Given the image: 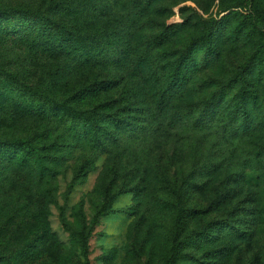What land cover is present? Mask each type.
<instances>
[{"label": "rangeland", "instance_id": "obj_1", "mask_svg": "<svg viewBox=\"0 0 264 264\" xmlns=\"http://www.w3.org/2000/svg\"><path fill=\"white\" fill-rule=\"evenodd\" d=\"M36 1L0 0V9ZM144 1L80 0L78 11L71 15L40 2L43 9L53 7L48 12L70 26L115 33L121 48L130 50L133 58L138 56L139 41L180 23L178 33L163 45L165 57L157 59L152 74L141 66L132 67L137 73L141 71L139 75L146 78L149 89L152 87L149 101L172 69L171 54L175 58L191 50L197 67L188 72V84L176 95L170 111L150 116L144 137L128 135L119 147H113L121 154L116 179L112 180L110 172L112 154L91 149L81 140L73 144L81 149L67 150L65 163L43 187L29 173L9 176L0 187V250L9 260L0 264H83L76 238L60 222L59 209L64 207L66 220L74 226L84 223L88 227L105 187L114 191L121 184L133 186L140 173L144 178L141 195L134 196L132 191L119 195L112 204L115 212L100 217L91 230V264H145L148 255L150 264H161L168 252L173 213L165 204L169 191L157 175L167 173V179L173 181L192 169L198 172L201 187L189 202L205 209L197 225L207 219H222L244 231V236L233 239L235 247L226 264H264V150L260 152L264 146V52L258 53L264 44V17H256L264 11V0H157L146 14L142 11ZM215 21H220L211 37L216 52L209 54L204 64L207 33ZM111 64L109 60L93 67L70 64L60 56L29 48L0 29V65L54 96L69 95L95 78L114 75L126 82L135 72L132 68L115 70ZM243 74L251 78L255 92L248 128L242 129V113L230 104L208 127H193L192 117L213 92L225 87V101H232ZM107 95L82 99L80 105L93 107L101 98L111 96ZM11 96L0 79V137L45 131L51 139L63 134V126L27 113ZM173 151L172 166L165 161ZM82 164L90 168L84 175L79 172ZM127 167L131 173L125 176ZM48 190L49 195L45 193ZM119 209L126 212L116 211ZM140 215L142 224L132 230ZM143 238L149 253L138 257L134 242Z\"/></svg>", "mask_w": 264, "mask_h": 264}, {"label": "trees", "instance_id": "obj_2", "mask_svg": "<svg viewBox=\"0 0 264 264\" xmlns=\"http://www.w3.org/2000/svg\"><path fill=\"white\" fill-rule=\"evenodd\" d=\"M156 1L145 0L142 11L145 14L148 13ZM40 2H48V5L57 7L67 15L75 14L80 7V0H37L32 5L26 2L10 4L0 9V29L3 34L29 44V48L40 49L42 53L49 56H60L67 63L83 67H93L99 62L109 60L115 70H130L132 67L141 66L146 72L152 74L157 59L165 57L163 45L182 27L180 23L170 24L161 28L152 38L139 41L138 56L133 58L130 56V50L121 48L115 33L103 29V31L97 29L98 31L91 32L70 26L63 20L55 19L48 12L53 7L48 6L43 9L41 8L43 4ZM256 17L263 18L264 11L258 12ZM219 23L220 21L213 22L207 33V53L203 58L204 64H207L209 54L216 52L211 44V37L212 30L217 29ZM263 49L264 44L262 49L258 50L260 55L264 52ZM173 55L171 54L168 58L172 62L170 64L172 69L162 85L157 88L152 101H149L152 94L148 92L152 87L149 89L146 78L139 75L141 71L137 73L133 68L135 72L127 78L126 82L114 75L101 79L95 78L91 82L86 81L69 95L54 96L35 83L23 82L17 73L8 71L0 65V79L9 87L11 98L18 100L17 104L21 105L27 113L41 115L49 121L57 122L58 126L64 127L62 135L51 139L50 134L45 131L42 133L35 131L31 135L19 133L12 137H0V187L9 179V176L25 173L33 175L40 187H43L55 177L57 167L65 163V152L81 149V145L73 146L79 140L81 143L87 142L91 149L100 153L112 154L110 172L112 180L116 179L119 175L118 162L121 154L113 147H119L124 137L128 135L144 137L148 131L150 116L152 114L159 116L170 111L174 98L188 84V72L197 67L191 50L175 58H172ZM13 89L19 90V93ZM226 93L225 87L218 92H213L197 114L192 117L193 127H208L230 104L233 110L242 113V129L248 128L249 115L255 99L251 78L248 75H242L239 91L231 102L225 101ZM104 94L111 96L101 98L98 104L90 108L80 105L82 99L98 98ZM116 94L117 96H114ZM48 139H50L48 143H44ZM263 150L262 145L260 152ZM173 152L167 154L165 161L172 166L175 158V152ZM79 169L81 175L90 171L86 164H82ZM130 171L127 167L124 175L128 176ZM132 173L136 176L138 170ZM139 175L141 176L138 182L133 186L121 184L114 191L109 186L105 187L103 200L95 209L88 227L84 223L80 227L74 226L66 220L64 207L59 209L60 222L63 228L76 238L83 264H91L88 244L91 230L98 224L100 217L115 212L112 209L114 200L119 195L130 191L134 192V196L141 195L140 182L144 178L141 173ZM167 175V173L157 175L169 191L165 204L173 213L168 252L161 264H226L235 247L232 244L233 239L244 236V231L222 219H207L197 225L196 221L204 214L205 209L197 208L195 204H190L189 200L201 187L197 178L198 172L192 169L181 179L173 181L167 179ZM45 193L49 195L51 192L48 190ZM116 211L126 212L125 209ZM134 213L133 210H128V214L134 215ZM142 221L143 216L140 215L132 223V230L140 227ZM134 243L138 250V257L145 252L149 253V245L144 238ZM216 244L221 246L218 247ZM149 259L148 255L145 264H150ZM6 260H9V257L0 250V263Z\"/></svg>", "mask_w": 264, "mask_h": 264}]
</instances>
